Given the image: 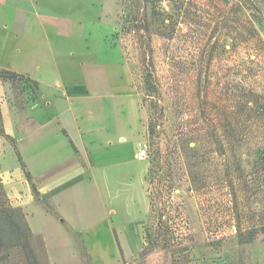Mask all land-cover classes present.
<instances>
[{"label": "rangeland", "instance_id": "obj_1", "mask_svg": "<svg viewBox=\"0 0 264 264\" xmlns=\"http://www.w3.org/2000/svg\"><path fill=\"white\" fill-rule=\"evenodd\" d=\"M20 1L8 0L18 30ZM27 1L86 29L91 58L108 51L128 72L121 100L131 109L115 114L135 118V131L127 126L147 151V184L143 160L100 192L115 208L132 204L137 218L150 201L149 263L264 264V0ZM34 82L0 77V103L28 118ZM0 110V264H19L15 244L27 236L9 196L36 192L28 179L3 184L21 153Z\"/></svg>", "mask_w": 264, "mask_h": 264}, {"label": "crops", "instance_id": "obj_2", "mask_svg": "<svg viewBox=\"0 0 264 264\" xmlns=\"http://www.w3.org/2000/svg\"><path fill=\"white\" fill-rule=\"evenodd\" d=\"M20 2L26 18L18 30L8 22V0H0V68L29 75L40 92L28 118L0 103L5 132L17 139L36 192L9 196L18 225L39 264H153L145 258L150 201L137 218L132 204L115 208L108 203L113 198L100 192L127 180L134 165L146 160L135 138V118L115 114L131 109L121 100L128 72L108 51L91 58L87 38H81L86 29L39 15L34 1ZM2 178L5 187L27 183L21 164ZM18 257L26 264L22 253Z\"/></svg>", "mask_w": 264, "mask_h": 264}, {"label": "trees", "instance_id": "obj_3", "mask_svg": "<svg viewBox=\"0 0 264 264\" xmlns=\"http://www.w3.org/2000/svg\"><path fill=\"white\" fill-rule=\"evenodd\" d=\"M0 77L5 79V80H8L10 82H13L17 79H22L23 77H25L24 75H20V74H17L16 72L14 71H10V70H7V69H3V68H0ZM36 85H37V82H34ZM0 118H1V110H0ZM7 136V139H9L10 141L14 142V139L12 137H10L9 135H6ZM23 169L25 170V175L27 177V179L30 181L31 180V177L29 176V173L26 172V167L24 165V163H22V160L19 159ZM1 181H0V187H1ZM32 189L33 191L35 192V187L32 186ZM178 216L180 217V213L178 214ZM175 238V237H174ZM179 238V237H178ZM178 238H175L176 241ZM173 239V238H172ZM16 247H20L24 254V260L26 262V264H39L38 263V260L34 254V251L31 250L28 242H17L15 244ZM2 248V243H1V240H0V249ZM7 259H10L9 257Z\"/></svg>", "mask_w": 264, "mask_h": 264}, {"label": "built area", "instance_id": "obj_4", "mask_svg": "<svg viewBox=\"0 0 264 264\" xmlns=\"http://www.w3.org/2000/svg\"><path fill=\"white\" fill-rule=\"evenodd\" d=\"M146 156H147V151H146V149H145V148L141 149V151H140V157H141V158H146ZM183 218H184L183 216H180V217H179V219H181V221H183ZM179 232L181 233V231L178 230V232H177V236H178V233H179Z\"/></svg>", "mask_w": 264, "mask_h": 264}]
</instances>
